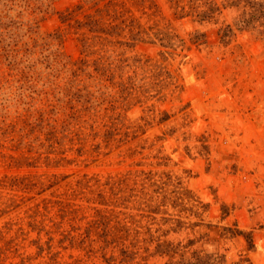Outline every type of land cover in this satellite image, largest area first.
<instances>
[{"label": "rangeland", "instance_id": "obj_1", "mask_svg": "<svg viewBox=\"0 0 264 264\" xmlns=\"http://www.w3.org/2000/svg\"><path fill=\"white\" fill-rule=\"evenodd\" d=\"M231 1L0 0V264H264V20Z\"/></svg>", "mask_w": 264, "mask_h": 264}, {"label": "trees", "instance_id": "obj_2", "mask_svg": "<svg viewBox=\"0 0 264 264\" xmlns=\"http://www.w3.org/2000/svg\"><path fill=\"white\" fill-rule=\"evenodd\" d=\"M242 2H244L245 6H249L251 9L250 11H245L243 13V15L238 19L236 20V25L238 26V28H241V29H244V28H251L254 26L255 22L256 21H262L264 20V0H232L231 3L232 4H237V5H240ZM202 16H206V12L204 13H200ZM88 24L91 25V29L94 30V31H102V30H105V31H115L117 29V25H111L109 28L107 29H102L100 27V24H99V21L97 19H94V18H91L90 21H88ZM233 31V29L228 25L226 28L223 29V34L222 36H227L229 34H231ZM123 84V83H122ZM125 181V179H121L119 183H123ZM153 184H156V182H154ZM157 185V184H156ZM144 187V186H143ZM112 188L114 189V187L112 186ZM123 189H118V191H115V195L118 194L119 191H122ZM156 192H158V195L162 192H160L158 189L154 190ZM145 194V192L143 193ZM129 193L128 194H125V193H121L120 197L118 199H123V200H128L129 199ZM163 201L166 203V201L169 199V197L167 195H163ZM172 202L176 203V198L175 199H171ZM158 205V209H154V211H157L160 209V203L157 204ZM156 205V206H157ZM205 207H207V205H204ZM98 223H100L101 221H97ZM180 224L182 221H179ZM232 234H243L246 239H247V242H248V245L249 247H253V239H252V234L251 232H243L239 229H231V228H227ZM108 231L109 230H104L102 236H103V239L105 240L106 243H110V242H113L115 241L116 239H112L110 241V239H107L108 238ZM191 244L194 243V240H191L190 242ZM163 244L161 242H159L157 245H156V250L157 251H164L163 249ZM127 251L124 250V253H126ZM213 262V257H212V254H205V255H201L200 253H197L195 252L194 253V259L192 260H180L179 262L177 263H174V264H212ZM173 264V263H171Z\"/></svg>", "mask_w": 264, "mask_h": 264}]
</instances>
